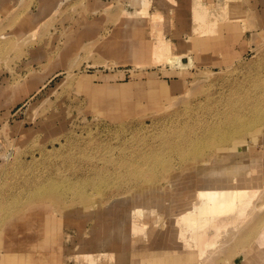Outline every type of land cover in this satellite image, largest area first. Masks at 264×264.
<instances>
[{"label":"rangeland","instance_id":"rangeland-1","mask_svg":"<svg viewBox=\"0 0 264 264\" xmlns=\"http://www.w3.org/2000/svg\"><path fill=\"white\" fill-rule=\"evenodd\" d=\"M140 1L0 0V262L197 264L175 236L197 176L248 157L264 171L261 11L147 0L143 14ZM158 36L190 66L152 59ZM248 206L199 264H248L264 178Z\"/></svg>","mask_w":264,"mask_h":264},{"label":"bare ground","instance_id":"bare-ground-1","mask_svg":"<svg viewBox=\"0 0 264 264\" xmlns=\"http://www.w3.org/2000/svg\"><path fill=\"white\" fill-rule=\"evenodd\" d=\"M140 2L142 3V8L140 9L142 10L141 13L146 14L148 6L147 4L149 2H147V0H141ZM192 12L195 18L197 17V19L200 21L203 20L202 11L200 12L196 9H193ZM158 14L160 15V13ZM156 18L158 17L156 16ZM151 53L152 59L156 61L166 60L168 63L174 64L180 69H184L191 64V58H188L186 62H183L182 58L185 55L183 53H173L171 50V45H169L167 41L161 39L160 37L154 43ZM254 118H257V116L255 115ZM249 121H243L242 123H246V125H252V123H254L252 120L251 123H249ZM225 138H228L227 135ZM204 141L206 143V139H204ZM200 147H202L201 143L198 144L194 150H199ZM158 161L159 160H152L150 164H158ZM144 165H147V163ZM140 167L141 166H139L137 169L140 170ZM246 168H251V172L249 173L247 171L248 173H242V170ZM261 168L262 165L258 160L253 162L251 158L248 157L245 159V162L241 164H230L214 169L206 168L204 173L197 176V185L193 190L195 197L194 201H191L189 205L184 207L180 214L175 217L176 240L184 248H195V251L191 252L190 256H201L199 259H196L197 264L201 262L203 263L206 261V258L209 259V257L213 255L214 251H211V249L218 247L216 251H221L223 246L225 247L232 241V238L234 239V236L237 234V224L242 222L241 219H243L245 215L249 213L248 210L251 205H248L249 203H253V198L256 196V193L258 194L262 178H264V171H262ZM150 197L151 196H148V198L144 197L146 200L142 201L141 203H147L148 200L151 199L150 206H147V208L149 211H153V209L157 207L155 205L157 201L155 200V197ZM137 203L140 204V202H135V205L131 206L130 210L126 213V219L130 221L128 227L129 231H133L134 235L136 230L141 227V224L136 223L135 220L131 218L134 215H142L144 211L143 209L145 208H139L136 206ZM250 209L253 210L254 208ZM254 210L252 212H254ZM252 212H250V214ZM253 216L251 214L249 218H252L250 220L249 218L246 219V224L249 223L248 220L251 222ZM46 224L48 227L50 226L48 222H46ZM235 229L236 231H234ZM224 231L228 232H225L226 235L223 238V244L220 243L221 245H218V241L220 240L219 238L221 235H224ZM239 232L240 231H238V233ZM262 239H264V230H262L260 238H258V242H260ZM249 243V248L253 254L251 258L248 259V264H264V240H262L259 245L252 240H250ZM202 256H205V258L202 259ZM0 264L15 263L0 262Z\"/></svg>","mask_w":264,"mask_h":264},{"label":"crops","instance_id":"crops-1","mask_svg":"<svg viewBox=\"0 0 264 264\" xmlns=\"http://www.w3.org/2000/svg\"><path fill=\"white\" fill-rule=\"evenodd\" d=\"M190 2H192V1L190 0ZM205 2L206 3H204V4H206V5H208V4H210V5H217V4L222 3V0H205ZM201 4H203V3L201 2ZM248 4H251V5L255 4L256 9H258L259 11H261V13H262L261 17H262V19H264V0H248ZM220 8L222 9L223 6H221ZM193 9H192V11H193ZM209 10L210 9H208V11ZM184 16H185L184 17V21L186 23V26L185 27L189 29V28H191L190 27L191 26V24H190V18H191L190 7H189V10H186V13L184 14Z\"/></svg>","mask_w":264,"mask_h":264}]
</instances>
